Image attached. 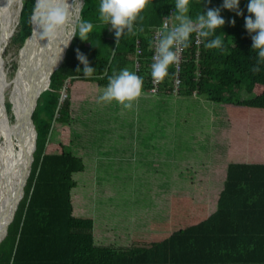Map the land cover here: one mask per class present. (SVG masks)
<instances>
[{"label":"trees","instance_id":"obj_1","mask_svg":"<svg viewBox=\"0 0 264 264\" xmlns=\"http://www.w3.org/2000/svg\"><path fill=\"white\" fill-rule=\"evenodd\" d=\"M248 2L240 0L243 16H238L222 8L223 0H191L193 18L207 8L221 9L225 24L215 34L224 46L208 49L193 35L183 55L178 91L172 66L152 94L151 36L175 0H150L134 24L135 34L125 31L118 46L111 26L99 19V0H84L80 19L94 27L86 41L76 31L63 64L38 98L32 115L37 131L34 160L23 198L0 243V264H264V64L260 72L251 71L257 54L245 28ZM34 5L35 0H22L11 39L19 47L32 33ZM77 50L96 69L92 77L84 78ZM125 68L144 81L134 105L141 101L148 108H162L146 122L160 125L163 118L158 142L164 146L166 140L168 145L178 134L179 164L151 174L146 200L132 192V186L121 188L127 194L122 199L115 198L110 187H98V180L105 183L102 169L112 161L97 142L86 148L79 127L86 128L89 121L98 124L101 90L108 76ZM241 91L247 99L240 98ZM201 101L211 104L212 111L199 124V116L205 118L208 112H202L203 106L196 115L189 109L203 105ZM108 106L112 108L101 109L102 116L107 111L110 121L118 120L113 117L123 113L112 111L123 106ZM183 109L189 110L187 130H202L201 138L192 136L185 151ZM121 121L130 126L133 118ZM188 146L190 152H203L200 163H183L181 154L190 153ZM99 151L105 157L101 161Z\"/></svg>","mask_w":264,"mask_h":264},{"label":"clouds","instance_id":"obj_2","mask_svg":"<svg viewBox=\"0 0 264 264\" xmlns=\"http://www.w3.org/2000/svg\"><path fill=\"white\" fill-rule=\"evenodd\" d=\"M149 3L150 0H99V19L111 26L116 46L125 31L130 35L135 34L134 24ZM190 4L191 0H175L174 12L168 17L173 21L171 26L165 23L157 32V38L152 44L154 55L150 66L151 77L155 82L163 81L169 74V68L179 63L180 50L189 47L193 35L208 49H222L224 46L221 36L215 34L225 24L221 9L207 8L193 18L189 15ZM239 4L240 0H223L222 8L243 16ZM72 5L68 0H35L31 20L42 36L55 38L69 24ZM247 12L249 15L244 18L245 28L252 34V51L257 54V63L251 71L258 73L264 64V0H249ZM231 24L234 26L235 20ZM93 27V23L80 19L74 25V32L78 31L80 40L86 41ZM115 54L112 50L113 58ZM76 57L83 65L84 78L92 77L96 69L90 66L87 56L77 50ZM76 72L80 73L81 69L78 67ZM107 79L108 83L101 90L98 103L116 102L131 110L134 102L142 95L143 78L125 68L118 73L113 72Z\"/></svg>","mask_w":264,"mask_h":264},{"label":"rangeland","instance_id":"obj_3","mask_svg":"<svg viewBox=\"0 0 264 264\" xmlns=\"http://www.w3.org/2000/svg\"><path fill=\"white\" fill-rule=\"evenodd\" d=\"M76 6V1L74 2V7ZM19 20V17H18ZM17 27V25H16ZM16 30V28H15ZM15 33V31H14ZM13 33V35H14ZM12 35V37H13ZM12 37L8 41V45L5 48L3 58L5 60V64L8 67H10V76L13 75L14 79V89L18 88V86L21 89H29L32 86V83L34 82L32 76H28V78L25 80L23 85H20V81L23 79V72L17 74L15 76V69L18 65V58H19V52L21 47L18 45H15L12 42ZM13 53V54H12ZM12 81V80H11ZM10 81V82H11ZM9 82V83H10ZM8 83V84H9ZM19 84V85H18ZM240 98L241 99H247L248 96L244 92H240ZM6 109H7V116L9 117V123L10 125H15L16 119L13 113V105L10 103L9 100V92H6ZM191 101V100H190ZM44 102V99L42 100ZM139 101L137 104L133 105V108L131 110L129 109H119L118 111H112L117 113H123L121 115L126 117H121V115H116L113 118H117L118 120L110 121L107 117V111L105 113L106 117L102 116L101 109H110L112 107L105 106V103H100L98 105L99 107V113H98V124L96 122H91L86 125V128L79 126L80 130L85 133L86 140L88 143V146L86 148L93 147L92 145L97 142V147H101L104 149V152L106 153V157L108 159H111V164L106 167V169H102V175H103V181L105 182L102 186L103 182H100L98 180V187H110L112 189L113 194L115 198L122 199V197L126 196L127 194L121 193V188H126L129 190L131 186L133 187L132 192H139L143 200H146L147 198V190L150 185V176L154 172H159V169L164 168L165 166H171L174 164L178 165L180 160V148H179V141H178V134L176 135V138L173 137V139L169 140V143L167 145L166 140L164 146L162 145L161 141L158 142V135L161 134L162 130L159 132L158 128L162 127L163 118H160V125H157L155 123L149 125L146 124L147 118L151 117L150 120H153V118L158 117L159 112L162 111V108L160 107L159 110L157 108H148ZM203 102V105H200L197 107H192L189 109L192 113L194 112L195 115L197 113H200L201 107L202 112L207 111L208 115L203 118L199 116L201 120H199V124H202L204 121H206V118L209 119L210 113H211V104L208 105ZM91 107H97L95 105H90ZM223 111L220 113L221 118H223V114L225 113V109L221 108ZM189 110H182V114L180 117V120L182 122V125H184V128L182 130L181 134V142H182V151L186 150L187 145L192 144V136L194 137H200L201 138V132L202 130L199 128L193 129L192 132H189L187 130V127H189L188 124H185V118L188 116ZM157 113L155 116L154 113ZM113 114V113H112ZM114 115V114H113ZM44 116V115H43ZM129 117L133 118V121H130V126L123 125L124 122H120V118L122 120H125ZM125 124V123H124ZM129 127V131L126 132V128ZM118 129L117 136H116V130ZM152 131V135L155 134L156 136H151L150 131ZM126 132V133H125ZM3 133V132H2ZM116 136V137H115ZM218 136V135H217ZM16 142V140H15ZM171 142V143H170ZM170 144V145H169ZM171 146V147H170ZM158 147V148H157ZM189 147V146H188ZM167 148H170L167 150ZM166 149V150H165ZM93 148H91L90 157H94ZM103 151V150H101ZM169 151V152H167ZM190 152V147L189 151ZM98 155L97 159L100 161L102 159H105V157L101 158L100 151L97 152ZM202 151H196L194 148L189 154H186L183 152L181 154V159L183 163L188 162H194L195 159H198V163L201 162V159H203ZM165 156H168L170 158V161L163 162V159ZM161 159V160H157ZM187 173H192L191 170L186 171ZM192 176V175H191ZM82 176H79L81 178ZM100 185V186H99Z\"/></svg>","mask_w":264,"mask_h":264},{"label":"bare ground","instance_id":"obj_4","mask_svg":"<svg viewBox=\"0 0 264 264\" xmlns=\"http://www.w3.org/2000/svg\"><path fill=\"white\" fill-rule=\"evenodd\" d=\"M0 3V213L8 200V190L18 184L24 160V145L22 135L17 132L21 116L32 99L47 81L48 74L60 58L55 46L59 34L55 38L42 36L35 25L34 34L27 46L20 50L15 76L24 71L20 85H23L28 76L34 82L29 89H14L13 75L10 76V67L7 68L3 54L8 41L16 28L19 17L20 0H1ZM72 5V13L76 11L73 0H68ZM62 44V43H61ZM13 54V53H12ZM12 80V81H11ZM11 81V82H10ZM10 82V83H9ZM9 83V84H8ZM19 85V84H18ZM13 105L16 119L15 125H10L6 109V92ZM3 132V133H2ZM22 132V131H21ZM16 140V142H15ZM18 146L20 148H18Z\"/></svg>","mask_w":264,"mask_h":264},{"label":"water","instance_id":"obj_5","mask_svg":"<svg viewBox=\"0 0 264 264\" xmlns=\"http://www.w3.org/2000/svg\"><path fill=\"white\" fill-rule=\"evenodd\" d=\"M75 1H76V6L74 8H77L75 13L73 11L72 16L70 17L69 24L65 26L58 33L59 40H57L55 49L56 51L59 52L60 58L55 64V66L51 69L50 73L48 74L46 83L43 85V87L40 90H38L33 95L32 99L30 100L29 104L27 105V107L25 108L21 116V119L18 123L19 125L17 126V132L18 133L20 132V134L23 136L22 142L24 145L23 149H24L25 163L22 167V172H21L18 184L8 190L7 203L4 205V209L0 213V243L7 236L8 226L11 223V221L14 219L18 205L21 199L23 198L24 188L27 184V180L31 172V166L34 160V152L37 146V131H36V127L33 122L32 115H33L34 110L36 109L38 98L49 87L51 75L63 64L65 56H66V52L68 48L70 47L72 40L76 33V31L74 32V25L81 18L80 13H81V9L84 4V0H73V2ZM1 2L2 1L0 0V3ZM21 9H22V0H20L19 2V17H20ZM18 23H19V20L17 21V25ZM34 29H35V24H33L32 22V33L26 39V41L24 42L20 50H22L23 48L27 46L29 40L34 34ZM18 148L20 147L18 146Z\"/></svg>","mask_w":264,"mask_h":264},{"label":"built area","instance_id":"obj_6","mask_svg":"<svg viewBox=\"0 0 264 264\" xmlns=\"http://www.w3.org/2000/svg\"><path fill=\"white\" fill-rule=\"evenodd\" d=\"M173 12H174V9H170L169 14H168V17H170V16L173 14ZM168 17L163 21L161 27H159L158 29H156V30L152 33V36H151V43H152V44H153V41L157 38V32H158V30H161V29L163 28V25H164L165 23H168L169 26H171V23H172L173 21L171 20V18H168ZM197 42H198V41H197ZM198 43H200V42H198ZM185 49H186V48H185ZM185 49H181V50H180V53H179V57H180V59H179V63L176 64V65H173V66H174V69H175V77H174V80H173V83H174V90H175V91H178V87H179V85H180L179 72H180V68H181L182 61H183V55H184V53H185ZM152 50H153V54H152V57H153V55H154V48H153V47H152ZM152 57H151V60H152ZM152 62H153V61H152ZM159 85H160V82H155V81H153V79H152V77H151V87L148 89L149 93H152V94L157 93L158 88H159Z\"/></svg>","mask_w":264,"mask_h":264}]
</instances>
